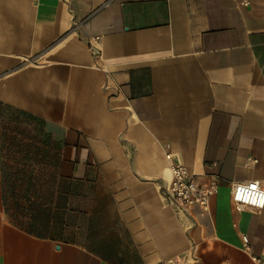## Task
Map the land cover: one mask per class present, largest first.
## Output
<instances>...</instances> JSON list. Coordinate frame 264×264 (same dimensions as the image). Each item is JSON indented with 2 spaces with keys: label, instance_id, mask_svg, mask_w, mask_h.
<instances>
[{
  "label": "crops",
  "instance_id": "0c3cea01",
  "mask_svg": "<svg viewBox=\"0 0 264 264\" xmlns=\"http://www.w3.org/2000/svg\"><path fill=\"white\" fill-rule=\"evenodd\" d=\"M0 105V264H264L229 194L264 187V0H0ZM13 115L60 132L38 212L8 200ZM173 163L217 177L207 212Z\"/></svg>",
  "mask_w": 264,
  "mask_h": 264
},
{
  "label": "rangeland",
  "instance_id": "374dc122",
  "mask_svg": "<svg viewBox=\"0 0 264 264\" xmlns=\"http://www.w3.org/2000/svg\"><path fill=\"white\" fill-rule=\"evenodd\" d=\"M20 118L13 115V120L18 122L5 126L9 151L5 170L6 192L12 207H25L38 212L48 200L49 190L54 183L51 160L53 155L58 154L60 133L51 128L43 132L41 126L38 129L27 119L20 126ZM47 158L50 159L49 170L44 164Z\"/></svg>",
  "mask_w": 264,
  "mask_h": 264
},
{
  "label": "built area",
  "instance_id": "2783aa9c",
  "mask_svg": "<svg viewBox=\"0 0 264 264\" xmlns=\"http://www.w3.org/2000/svg\"><path fill=\"white\" fill-rule=\"evenodd\" d=\"M166 158L169 159L170 155L167 154ZM248 162L256 163L257 160L248 159ZM170 175V181L166 186V197L178 211L194 206L202 212L209 210L210 199L217 192V177L213 176L208 181L200 183L183 165L177 163L170 166ZM260 193H264V187L258 181L234 182L229 189L230 200L236 209L243 207L261 209L262 207L257 206L264 203ZM247 242L248 239L244 236L245 246Z\"/></svg>",
  "mask_w": 264,
  "mask_h": 264
},
{
  "label": "clouds",
  "instance_id": "9594fccd",
  "mask_svg": "<svg viewBox=\"0 0 264 264\" xmlns=\"http://www.w3.org/2000/svg\"><path fill=\"white\" fill-rule=\"evenodd\" d=\"M260 197L264 198V193H260ZM259 207H264V203L258 204Z\"/></svg>",
  "mask_w": 264,
  "mask_h": 264
},
{
  "label": "trees",
  "instance_id": "16d2710c",
  "mask_svg": "<svg viewBox=\"0 0 264 264\" xmlns=\"http://www.w3.org/2000/svg\"><path fill=\"white\" fill-rule=\"evenodd\" d=\"M0 109H1V105H0ZM40 124H42L41 122H40ZM57 130V129H56ZM58 131V130H57ZM59 132V131H58ZM60 133V132H59Z\"/></svg>",
  "mask_w": 264,
  "mask_h": 264
}]
</instances>
